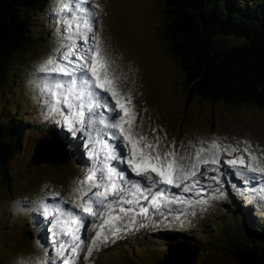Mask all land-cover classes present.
<instances>
[{"label": "rangeland", "instance_id": "rangeland-1", "mask_svg": "<svg viewBox=\"0 0 264 264\" xmlns=\"http://www.w3.org/2000/svg\"><path fill=\"white\" fill-rule=\"evenodd\" d=\"M165 1L94 0L101 6L94 9L99 13L96 17L98 31L110 58L115 61L113 67L121 76L122 90L133 97L139 113L137 119L143 121L141 127L148 131L154 127L159 135L166 134L167 142L175 141L178 145L208 143L213 139L231 144L248 140L264 150V109L250 104L210 103L188 93L184 72L170 54L163 35L167 26L162 12ZM54 6L53 0H46L45 10L34 18L28 47L14 53L7 75L0 83V117L5 124H14L21 130L18 151L6 163V173L0 172V264H16L21 255L38 257L45 251L50 258L55 257L57 244L69 238L53 234V218L49 212L57 201L47 193L59 191L61 197H67L73 181L92 167V148L102 157L105 140L109 144L119 143L108 138L106 131L99 134L102 131L99 124L73 135L62 121L45 118V97L39 90L44 74L38 69L59 44L57 29L60 25L52 12ZM226 41L231 46L242 44L238 38ZM49 134L63 146L68 160L64 164L36 166L32 161L36 146L49 138ZM228 158L222 156V159ZM116 163L122 165L118 161L111 162L114 167ZM129 178L140 179L134 174H129ZM235 179L236 183L232 175L227 180L221 178L224 195L215 193L218 199L212 198V190L201 192L199 196L184 193L190 195L191 200L209 201L196 206L195 216L176 219L173 214L166 220L153 216L152 219L159 222L110 238L93 251L88 261L83 259L82 252L78 264H164L166 256L171 257L170 251L176 253L186 248H195L198 252L193 264H235L230 251L245 245L243 224L239 225V221L243 223L254 215L264 216V178L247 183L238 177ZM170 207L183 209L185 206ZM38 214H42V218ZM91 223L98 224L100 220L89 218L86 230L79 233L86 241L85 250L95 231ZM228 224L232 227L225 226ZM187 261V258L174 260L171 257L168 263L185 264Z\"/></svg>", "mask_w": 264, "mask_h": 264}, {"label": "snow or ice", "instance_id": "snow-or-ice-1", "mask_svg": "<svg viewBox=\"0 0 264 264\" xmlns=\"http://www.w3.org/2000/svg\"><path fill=\"white\" fill-rule=\"evenodd\" d=\"M53 3L52 12L60 25L59 44L38 69L44 74L39 90L45 97V118L62 121L73 135L96 124L103 125L105 135L119 143L109 144L105 140L102 157L92 148V167L73 181L67 197H61L59 191L47 193L57 201L49 212L53 234L69 238L57 244L55 257L50 258L46 251L38 257L21 255L16 264H56L57 260L60 264H78L82 252L83 259L88 261L93 251L110 238L159 222L153 216L163 220L173 214L176 219L187 218L197 214V205L209 202L170 193L172 188L182 193L195 192L197 196L212 190V198L218 199L215 193L224 195L220 187L222 177L227 180L234 174L246 183L264 178V150L248 140L231 144L213 139L208 143L178 145L175 141L167 142L166 134L159 135L154 127L144 130L143 121L137 119L139 113L133 97L122 90L121 76L113 67L115 61L98 31L99 13L94 9L101 6L94 0ZM100 109L103 111L98 112ZM225 155L230 158L222 159ZM112 161L125 167L118 171ZM224 166L230 171L222 172ZM129 174L140 179H130ZM172 205L185 207L173 209ZM203 210L201 207L200 211ZM89 218L100 223H91L95 231L85 250L86 241L79 233L86 230Z\"/></svg>", "mask_w": 264, "mask_h": 264}, {"label": "trees", "instance_id": "trees-1", "mask_svg": "<svg viewBox=\"0 0 264 264\" xmlns=\"http://www.w3.org/2000/svg\"><path fill=\"white\" fill-rule=\"evenodd\" d=\"M45 6L46 0H0V83L14 53L28 47L34 18ZM162 12L167 20L165 41L184 72L191 96L264 109V0H166ZM229 38L242 44L231 46ZM17 128L0 117L4 174L6 163L18 151L21 130ZM242 224L245 245L230 251L234 263L264 264V216H251L239 221Z\"/></svg>", "mask_w": 264, "mask_h": 264}, {"label": "water", "instance_id": "water-1", "mask_svg": "<svg viewBox=\"0 0 264 264\" xmlns=\"http://www.w3.org/2000/svg\"><path fill=\"white\" fill-rule=\"evenodd\" d=\"M64 148L55 141L43 140L39 143L35 149V155L32 159L34 165L38 166L43 163H50V164H64L68 160V154L64 153ZM194 251L193 254L190 251ZM170 251V255L174 260H178L180 258H187L188 261L185 264H193L195 259L197 258L198 252L195 248H186V250L182 251ZM192 255V256H191ZM171 257L166 256L167 264ZM164 263V264H166Z\"/></svg>", "mask_w": 264, "mask_h": 264}, {"label": "bare ground", "instance_id": "bare-ground-1", "mask_svg": "<svg viewBox=\"0 0 264 264\" xmlns=\"http://www.w3.org/2000/svg\"><path fill=\"white\" fill-rule=\"evenodd\" d=\"M107 116V115H106ZM139 116V115H138ZM95 127H98V126H95ZM99 128L102 130V131H100L99 132V134H101V133H103V131H107V130H104V128H103V125H99ZM116 168H117V170H120L121 168H123V166L122 165H118V166H116ZM223 171H230V170H228L227 168H221ZM232 176H233V181L236 183V179H235V177H234V174H232ZM230 187V186H229ZM198 189H199V186H198ZM197 189V190H198ZM171 191H173L175 194H177V195H183L186 199H189L190 198V195H186V194H183L181 191H180V189H176V188H172L171 189ZM172 193V192H171ZM192 193H195V192H192ZM192 196V195H191ZM192 198H193V196H192ZM194 198H195V196H194ZM173 208H174V206H173Z\"/></svg>", "mask_w": 264, "mask_h": 264}]
</instances>
